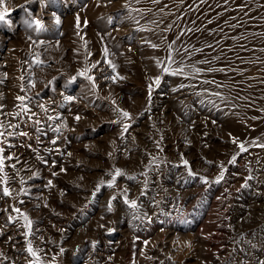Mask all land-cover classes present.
<instances>
[{
	"label": "rangeland",
	"instance_id": "obj_1",
	"mask_svg": "<svg viewBox=\"0 0 264 264\" xmlns=\"http://www.w3.org/2000/svg\"><path fill=\"white\" fill-rule=\"evenodd\" d=\"M4 8L0 264L264 261V0ZM85 69L95 87L77 75ZM221 165L224 179L212 183ZM115 168L124 175L109 188Z\"/></svg>",
	"mask_w": 264,
	"mask_h": 264
},
{
	"label": "snow or ice",
	"instance_id": "obj_2",
	"mask_svg": "<svg viewBox=\"0 0 264 264\" xmlns=\"http://www.w3.org/2000/svg\"><path fill=\"white\" fill-rule=\"evenodd\" d=\"M153 2H154V3H159V0H153ZM2 4H3V0H0V5H2ZM161 11H163V10H161ZM7 12H8V9H7V8H4L3 11H0V21H5V17H6ZM77 19L79 20V18H77ZM85 23H86V22H85ZM35 24H36L37 29L42 28V25H41V23H40L39 20H36V21H35ZM77 26L79 27V23L77 24ZM233 27H235V25H233ZM82 39H83V37H82ZM41 43H43V42H41ZM152 47L155 48V47H157V45L153 44ZM104 51H105V53H107V49H105ZM197 51H199V49H197ZM262 51H264V49H262ZM89 55H90V53H89ZM36 62H37V63H42V61H40V60H38V59H37ZM106 62H108L109 64H111L110 61H106ZM99 63H100V61H97V64H99ZM158 63H159V62H158ZM205 63H207V61H205ZM92 67L95 68L96 65H93ZM111 67L113 68V71H115V67H116V66H115V65H111ZM209 70L211 71V69H209ZM163 71H164L165 73H168V72H169V68L165 67V68L163 69ZM177 71H182V69H181V70H177ZM177 71L172 72V74H173V75H176V74H177ZM196 71L198 72V71H200V69H196ZM221 71H223V69H221ZM87 73H88V70L85 69V70L82 71V72H78L77 75H78V76H85L89 81H92V82H93V87H95L94 77H92L91 75H88ZM72 79L74 80V79H76V77H73ZM112 79L115 80L116 77H112ZM155 83H156L157 85L160 83V77H157V78H156ZM181 87H183V85H181ZM174 90H175V89H174ZM151 91H152V87H151V85H150V86H149V93H150V94H151ZM217 95H218V94H217ZM149 98H150V97H149ZM16 99H17V100H20V101H23V100L26 99V97H24V96H17ZM64 99L70 101V100L73 99V97H72V96H66ZM24 107L26 108V106H24ZM40 107L43 108L44 106H43V105H40ZM116 111H118V112L120 113V115H121L123 118H125V119L130 118V114H129L127 111H124L123 109H119V108H117ZM50 119H51V117H50ZM75 119H76V120H79L80 117H79V116H76ZM36 123H39V121H36ZM65 126H66V125H65ZM128 129H129V125H128V124H124V126H123V130H122V134H123V132H127ZM60 130H61L60 126H58V127H56V128L54 129V131H56L57 133H59ZM20 134H21V135H27V133H20ZM9 135H11V133H9ZM233 142L236 143L235 140H234ZM52 143L54 144V143H55V140H53ZM259 146H260V147H264V144H261V145H259ZM239 148H240V152H244V151H246V149H245V147H244L243 144H240V145H239ZM0 151H2V149H0ZM109 155H111V154H109ZM237 155H239V153H237ZM235 161H236V156H233L232 159L228 161V163H229V164H232V163H235ZM182 162H183V164H184L186 167L188 166V161H187V160H183V158H182ZM2 163H3V157H0V164H2ZM61 171H63V169H61ZM53 175H56V173H53ZM122 175H124V173L122 172V170H121L120 168H115L114 171H113V173L111 174V179L108 180V181L106 182V183H107V187H109V188L114 187V186H115L116 178L119 177V176H122ZM188 176H189V177H193V178H197V177H198V179H199L203 184H209V183H210L208 177L203 176V175H199V176H198V174H197L196 172H193L192 169H191L190 167H188ZM132 178H134V177H132ZM223 179H224V168H223V166L221 165V170H220L219 174L215 177L214 181H211V182H212V183L219 184ZM250 179H252L251 176L247 177L246 180H245V183L242 184L241 187H242V188H243V187H247V186H248V184H247V180H250ZM48 183H49V186H51V183H52V182L49 181ZM104 183H105V181H104L103 179H101V182L98 183V184L95 186V190H94V192L92 193L93 196H95L96 193H98V192L100 191V189H101V185L104 184ZM126 192H127V190L125 189V193H126ZM3 193H4L5 196L9 195V194H10V193H9V189L5 187V188L3 189ZM141 195H144V192H143V191L141 192ZM115 198H116V197H111V198L109 199V201H108V211H111V210H112V200H114ZM124 203L127 204V205H128L130 208H132V209H136V208L138 207V205H137V201H136V200H129L128 197H127V195H125V197H124ZM15 211L19 212V209H15ZM9 219L11 220L12 218L10 217ZM24 219H25V221L28 222V225L30 226V225H31V221H28L27 216H24ZM145 243L147 244V241H145ZM28 251H29L32 255H35V253H34V252L32 251V249H31V247H29ZM63 251H64V250L61 249V252H63ZM260 264H264V261H260Z\"/></svg>",
	"mask_w": 264,
	"mask_h": 264
},
{
	"label": "bare ground",
	"instance_id": "obj_3",
	"mask_svg": "<svg viewBox=\"0 0 264 264\" xmlns=\"http://www.w3.org/2000/svg\"><path fill=\"white\" fill-rule=\"evenodd\" d=\"M240 80V79H239ZM168 95V94H167ZM207 116V115H206ZM245 258V257H244Z\"/></svg>",
	"mask_w": 264,
	"mask_h": 264
}]
</instances>
